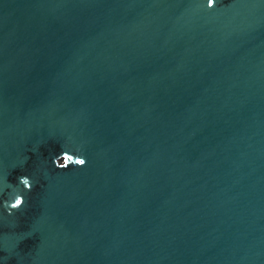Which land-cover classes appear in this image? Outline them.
I'll list each match as a JSON object with an SVG mask.
<instances>
[{
	"label": "water",
	"instance_id": "obj_1",
	"mask_svg": "<svg viewBox=\"0 0 264 264\" xmlns=\"http://www.w3.org/2000/svg\"><path fill=\"white\" fill-rule=\"evenodd\" d=\"M0 264H264V0H0Z\"/></svg>",
	"mask_w": 264,
	"mask_h": 264
},
{
	"label": "clouds",
	"instance_id": "obj_2",
	"mask_svg": "<svg viewBox=\"0 0 264 264\" xmlns=\"http://www.w3.org/2000/svg\"><path fill=\"white\" fill-rule=\"evenodd\" d=\"M85 160L84 159H82V158H78L77 159V161H76V163L78 164V165H84L85 164ZM55 163H56V161H55ZM67 166V161H65V163H64V166L63 167H61V168H64V167H66Z\"/></svg>",
	"mask_w": 264,
	"mask_h": 264
}]
</instances>
